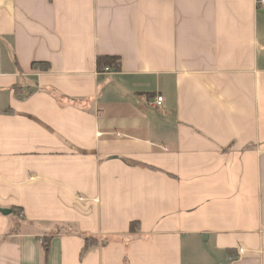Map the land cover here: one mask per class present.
Segmentation results:
<instances>
[{
    "label": "crops",
    "instance_id": "1",
    "mask_svg": "<svg viewBox=\"0 0 264 264\" xmlns=\"http://www.w3.org/2000/svg\"><path fill=\"white\" fill-rule=\"evenodd\" d=\"M0 207V264H264V7L0 0Z\"/></svg>",
    "mask_w": 264,
    "mask_h": 264
},
{
    "label": "trees",
    "instance_id": "2",
    "mask_svg": "<svg viewBox=\"0 0 264 264\" xmlns=\"http://www.w3.org/2000/svg\"><path fill=\"white\" fill-rule=\"evenodd\" d=\"M36 65H40L43 69H47L49 67L48 64L42 63V62H34L33 66H36ZM97 66H98L100 71H102L105 66H110L114 70H119L121 68V59L119 56H115V55H98L97 56ZM16 94L19 97H23V90H22V88H20V86L16 88ZM29 94L30 93H28V95ZM15 212L18 214L21 213L22 208L21 207H15ZM65 227H67V226H65ZM130 229H131V231L136 230L137 229V223L132 222ZM61 230H62V227H59L57 229L56 233H59V231H61ZM17 231H18V226L15 225L11 228L9 233H13V232H17ZM98 242L99 241H98L96 236H92V235L85 236V245L82 248L81 256H83L93 245H96ZM42 246L45 249L46 256H48V251L50 248V242L47 241L46 239H44L42 242Z\"/></svg>",
    "mask_w": 264,
    "mask_h": 264
},
{
    "label": "built area",
    "instance_id": "3",
    "mask_svg": "<svg viewBox=\"0 0 264 264\" xmlns=\"http://www.w3.org/2000/svg\"><path fill=\"white\" fill-rule=\"evenodd\" d=\"M258 4L262 7H264V0H258ZM110 70H112V68L110 66H105L104 69L102 71L104 72H109ZM156 106H162L164 103V96L163 95H157L154 97V101Z\"/></svg>",
    "mask_w": 264,
    "mask_h": 264
},
{
    "label": "water",
    "instance_id": "4",
    "mask_svg": "<svg viewBox=\"0 0 264 264\" xmlns=\"http://www.w3.org/2000/svg\"><path fill=\"white\" fill-rule=\"evenodd\" d=\"M0 212L5 214V215H8L12 212V209L11 208H4V207H0Z\"/></svg>",
    "mask_w": 264,
    "mask_h": 264
}]
</instances>
